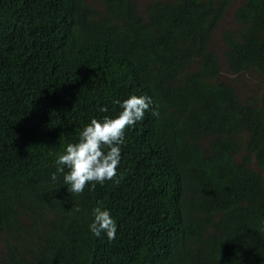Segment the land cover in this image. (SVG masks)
Masks as SVG:
<instances>
[{"label":"trees","instance_id":"trees-1","mask_svg":"<svg viewBox=\"0 0 264 264\" xmlns=\"http://www.w3.org/2000/svg\"><path fill=\"white\" fill-rule=\"evenodd\" d=\"M232 2L0 0V264H264V92L238 86L264 85V0L217 34ZM134 92L159 114L125 130L118 177L50 183ZM97 204L112 240L88 229Z\"/></svg>","mask_w":264,"mask_h":264},{"label":"clouds","instance_id":"clouds-1","mask_svg":"<svg viewBox=\"0 0 264 264\" xmlns=\"http://www.w3.org/2000/svg\"><path fill=\"white\" fill-rule=\"evenodd\" d=\"M215 37L213 47H216ZM219 42L222 45L220 37ZM113 104L118 105L116 112L90 117L77 139L66 143L54 154L55 171L50 173V183L56 184L61 180L60 186L66 185L68 192L81 194L86 186L91 190L97 184L103 185L118 177L125 130L134 128L137 122L144 119L146 112L150 111L152 116L159 113L151 96L135 92L126 98L113 100ZM99 111L104 113L107 109L102 107ZM91 217L88 229L93 236H106L108 240L115 237L117 223L110 209L97 204L91 209Z\"/></svg>","mask_w":264,"mask_h":264},{"label":"rangeland","instance_id":"rangeland-1","mask_svg":"<svg viewBox=\"0 0 264 264\" xmlns=\"http://www.w3.org/2000/svg\"><path fill=\"white\" fill-rule=\"evenodd\" d=\"M239 2H241V0H233L231 7L228 10V13L225 15L222 22L219 24V28H218V31H216V33H218L219 31H222L226 28L231 27V25H236V23L232 17V13L234 12L235 8L239 5ZM215 45L217 47L218 52L220 54H222V52H221L222 45L219 42V36L218 35H216V37H215ZM227 75L230 77L229 74H227ZM230 79H232V78H230ZM260 80L261 79L258 76L253 75V74L241 77V79L239 80L240 83L238 86L241 89L243 96L246 97L247 95H250L251 93H255V91H257L258 93L264 92V90H263L264 85H260Z\"/></svg>","mask_w":264,"mask_h":264}]
</instances>
